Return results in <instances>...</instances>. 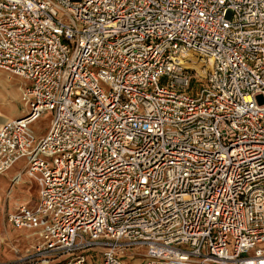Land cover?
<instances>
[{"label": "built area", "instance_id": "2783aa9c", "mask_svg": "<svg viewBox=\"0 0 264 264\" xmlns=\"http://www.w3.org/2000/svg\"><path fill=\"white\" fill-rule=\"evenodd\" d=\"M0 69L40 194L10 264H264V0H0Z\"/></svg>", "mask_w": 264, "mask_h": 264}, {"label": "crops", "instance_id": "0c3cea01", "mask_svg": "<svg viewBox=\"0 0 264 264\" xmlns=\"http://www.w3.org/2000/svg\"><path fill=\"white\" fill-rule=\"evenodd\" d=\"M14 119V118H12ZM6 117L1 118L0 114V126L6 122L12 120ZM25 161L21 160L17 162L7 173L3 175H8L10 178L9 187L7 189V195L11 196L15 190L16 186H20L23 190L24 195L23 200H18L12 210H7L4 213L0 212V225H5L4 230H0V258H7L9 260H15L19 255L16 250L23 252L26 248L30 247L32 244L36 243L38 240V233L35 230L27 229H17L11 223L8 222V215L16 211L20 205H27L28 207H35L39 201V184L35 179L29 177L25 172ZM20 174V179L14 181V177ZM0 175V176H3ZM27 177V179H25ZM10 197H8L9 199ZM7 218L5 219V217ZM6 221V223H5ZM4 222V223H3ZM13 226V230L10 228ZM1 228V226H0ZM6 231V232H5ZM128 259L136 260L135 264H143V258L139 256H133ZM140 259V260H138Z\"/></svg>", "mask_w": 264, "mask_h": 264}, {"label": "rangeland", "instance_id": "374dc122", "mask_svg": "<svg viewBox=\"0 0 264 264\" xmlns=\"http://www.w3.org/2000/svg\"><path fill=\"white\" fill-rule=\"evenodd\" d=\"M24 79L9 73L6 70L0 69V114L1 118L6 117L9 119L17 118L23 115L26 106L22 101L21 88L24 86ZM53 118V113L47 112L41 116L36 122L31 125V130L37 134L45 133L50 125ZM8 175L0 176V212L4 213L7 210H12L15 206L16 201L23 200V190L18 185L11 196L7 195V189L9 187ZM27 179V177H25ZM28 181V179H27ZM8 197H10L8 199ZM7 216L5 217V219ZM4 223V222H3ZM6 223V221H5ZM0 230H4L5 225H0ZM5 226V227H4ZM13 230V226L10 225ZM1 232V231H0ZM6 232V231H5ZM75 252H69L63 256L67 258L73 256ZM140 260V259H138ZM13 260L7 258H0V264H10ZM137 261L133 259H126V264H135Z\"/></svg>", "mask_w": 264, "mask_h": 264}]
</instances>
